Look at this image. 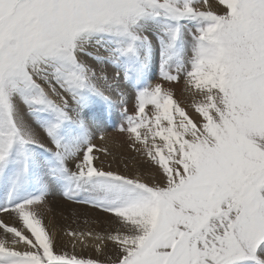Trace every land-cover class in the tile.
<instances>
[{"label":"snow or ice","instance_id":"6c2138e0","mask_svg":"<svg viewBox=\"0 0 264 264\" xmlns=\"http://www.w3.org/2000/svg\"><path fill=\"white\" fill-rule=\"evenodd\" d=\"M0 214V264H264V0H0Z\"/></svg>","mask_w":264,"mask_h":264},{"label":"bare ground","instance_id":"6f19581e","mask_svg":"<svg viewBox=\"0 0 264 264\" xmlns=\"http://www.w3.org/2000/svg\"><path fill=\"white\" fill-rule=\"evenodd\" d=\"M155 79V78H153ZM183 86V81L181 80L180 84L174 85L177 91V98L183 99L181 96V88ZM129 108L131 110L132 104L129 103ZM117 123L119 122V117L116 118ZM104 131L107 133V139L105 141H99L97 139V143H105L108 145L110 150L114 153L116 159L113 161L112 157H108L106 164L111 162L113 163V167H116L117 165H120V158H129L133 157L136 154L128 147L126 138L120 134L118 131H116L115 127H105ZM121 170H123L122 165H120ZM134 171V169H132ZM142 171H148L147 166H144ZM149 177L145 176V179H148ZM48 204L51 206L52 211L48 213V219H52L54 223L57 226L65 227L71 225L72 227H75L76 225L73 223V211L75 210L78 213H88L89 218L95 219L96 217H100L101 219H104V216L102 213H100L97 210L90 209L86 206L82 205H76L72 202H69L65 200L62 195L56 191L53 192L49 198H48ZM3 214H0V218H2ZM81 222L83 221L84 217L83 215H80ZM62 235V234H61ZM63 239H66V237H62ZM87 255V253H86Z\"/></svg>","mask_w":264,"mask_h":264}]
</instances>
